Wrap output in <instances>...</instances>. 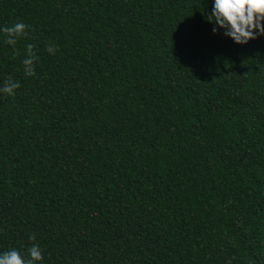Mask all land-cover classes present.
Wrapping results in <instances>:
<instances>
[{"label": "trees", "instance_id": "trees-1", "mask_svg": "<svg viewBox=\"0 0 264 264\" xmlns=\"http://www.w3.org/2000/svg\"><path fill=\"white\" fill-rule=\"evenodd\" d=\"M212 2L0 0V253L264 264V35Z\"/></svg>", "mask_w": 264, "mask_h": 264}, {"label": "clouds", "instance_id": "clouds-1", "mask_svg": "<svg viewBox=\"0 0 264 264\" xmlns=\"http://www.w3.org/2000/svg\"><path fill=\"white\" fill-rule=\"evenodd\" d=\"M208 19L214 21L213 31L223 29L224 34L231 37L234 42L246 44L251 39L264 35V0H213ZM27 25L16 22L12 26H3L0 31L8 33V43L15 45L16 37L25 34ZM29 55L24 59L25 71L32 74L34 71L32 45L27 46ZM54 49L49 46V51ZM19 87L18 82L6 83L0 91L14 94V89ZM30 239H35L34 235ZM43 259V254L38 244L28 248L25 257L16 248H10L0 253V264H36Z\"/></svg>", "mask_w": 264, "mask_h": 264}]
</instances>
